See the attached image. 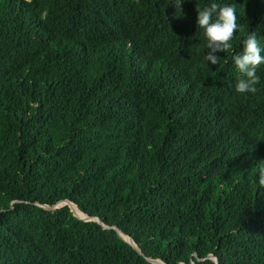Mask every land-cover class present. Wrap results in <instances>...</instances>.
Returning a JSON list of instances; mask_svg holds the SVG:
<instances>
[{
	"label": "trees",
	"instance_id": "1",
	"mask_svg": "<svg viewBox=\"0 0 264 264\" xmlns=\"http://www.w3.org/2000/svg\"><path fill=\"white\" fill-rule=\"evenodd\" d=\"M171 4L0 0V264H264V64L239 94L232 60L252 31L264 55V0Z\"/></svg>",
	"mask_w": 264,
	"mask_h": 264
},
{
	"label": "clouds",
	"instance_id": "2",
	"mask_svg": "<svg viewBox=\"0 0 264 264\" xmlns=\"http://www.w3.org/2000/svg\"><path fill=\"white\" fill-rule=\"evenodd\" d=\"M182 2L183 0H172L171 5L181 10ZM196 25L204 30L207 49L205 60L212 65H217L220 57L215 53L231 48L230 41L239 27L235 8L213 2L197 12ZM261 52L262 48L255 31L248 32L246 38L242 40V51L232 57L235 68L241 74V78L235 85L237 93H256V85L259 83L256 69L264 64V55H261ZM258 184L264 187V168L259 169Z\"/></svg>",
	"mask_w": 264,
	"mask_h": 264
},
{
	"label": "rangeland",
	"instance_id": "3",
	"mask_svg": "<svg viewBox=\"0 0 264 264\" xmlns=\"http://www.w3.org/2000/svg\"><path fill=\"white\" fill-rule=\"evenodd\" d=\"M64 205V203H62V202H57V203H55V204H53V205H40L39 207L40 208H42V209H46V210H48V211H54L55 209H57V208H59V207H61V206H63ZM71 211H72V213H73V215L75 216V217H79V218H83V217H81L82 216V213L80 212V210L78 209L77 211H75L74 209H72V207H71ZM94 220H97V219H94ZM153 263H155V264H158L155 260H151Z\"/></svg>",
	"mask_w": 264,
	"mask_h": 264
},
{
	"label": "water",
	"instance_id": "4",
	"mask_svg": "<svg viewBox=\"0 0 264 264\" xmlns=\"http://www.w3.org/2000/svg\"><path fill=\"white\" fill-rule=\"evenodd\" d=\"M63 203H64V205L66 204V202L65 201H62ZM69 205V204H68ZM76 206V205H75ZM69 207H70V210H71V206L69 205ZM77 207V206H76ZM85 215H87V214H85ZM78 219H80V220H85V221H93L95 218H93V217H91V216H89V215H87V217L86 218H79V217H77ZM117 230V232L122 236V232L119 230V229H116ZM123 237V236H122ZM124 238V237H123ZM125 239V238H124ZM131 239V238H130ZM126 240V239H125ZM132 240V239H131ZM127 241H129V240H127ZM129 243L130 244H132L136 249H138L137 248V246H136V244L134 243V242H130L129 241ZM155 261L158 263V264H163L160 260H157V259H155Z\"/></svg>",
	"mask_w": 264,
	"mask_h": 264
},
{
	"label": "bare ground",
	"instance_id": "5",
	"mask_svg": "<svg viewBox=\"0 0 264 264\" xmlns=\"http://www.w3.org/2000/svg\"><path fill=\"white\" fill-rule=\"evenodd\" d=\"M67 203V202H66ZM69 205L72 207V209H74L75 211H77L78 210V208L75 206V204H73V203H69ZM81 212V211H80ZM82 213V212H81ZM81 217H83V218H86L87 217V215H85L84 213H82V216ZM122 235L123 236H125L123 233H122ZM127 237V236H126ZM131 242H133L132 240H131Z\"/></svg>",
	"mask_w": 264,
	"mask_h": 264
}]
</instances>
